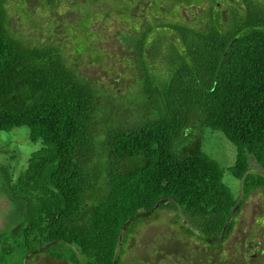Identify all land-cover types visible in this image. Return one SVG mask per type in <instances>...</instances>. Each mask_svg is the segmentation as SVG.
<instances>
[{"label":"trees","instance_id":"1","mask_svg":"<svg viewBox=\"0 0 264 264\" xmlns=\"http://www.w3.org/2000/svg\"><path fill=\"white\" fill-rule=\"evenodd\" d=\"M70 6L41 23L39 40H24L0 4V130L26 126L39 144L14 178L0 165L23 204L20 220L0 231V264L38 253L129 264V238L162 208L176 214L166 240L174 264L183 252L179 264H264V249L229 242L240 204L223 180L227 171L244 190L249 181L264 187V0ZM103 16L123 32L98 33ZM82 63L100 65L110 82L85 77ZM115 82L127 86L123 96ZM193 126L221 131L236 146L234 164L222 168L198 133L187 135Z\"/></svg>","mask_w":264,"mask_h":264},{"label":"rangeland","instance_id":"2","mask_svg":"<svg viewBox=\"0 0 264 264\" xmlns=\"http://www.w3.org/2000/svg\"><path fill=\"white\" fill-rule=\"evenodd\" d=\"M75 2L76 0H58L50 9L46 7L45 0H0L5 11L6 26L24 40H39L43 36V30L39 28L41 23L47 21V24L51 19L55 21L60 18L57 13L67 14L71 9L70 5ZM73 9L76 13L75 18L79 17L78 13L83 12L75 5ZM72 18H74L73 15L67 21L73 20ZM94 27L104 37L119 35L123 32V22L111 16H103L102 20L95 21ZM118 50L119 53L114 55H116L115 58L121 59L123 53L120 51V47ZM78 69L85 77L99 81L102 86L110 82L100 65L82 63L79 64ZM125 78L129 82V79ZM114 85L119 96H123L124 90L128 91L127 86L123 84L119 87L120 82H115ZM194 128L193 126L187 135L198 133L202 140L203 150L216 159L222 168L226 169L234 164L236 146L221 131L207 128L198 131ZM38 147V143L34 144L29 140L26 126L0 130V165L6 166L14 178L19 170L25 167L29 156ZM248 159L250 163L253 162L250 156ZM247 173L262 174L255 167H251ZM3 179L4 175L2 174L0 176V231L13 227L20 220L23 210V204L11 196ZM223 180L231 188L233 195L240 204L229 242L237 241L248 244L247 241H251L250 248L258 253L264 249V187L249 181L247 189L244 190L243 180L233 178L227 171L223 175ZM175 216L176 214L171 208H162L153 219H150L151 222L140 225L137 234L130 237L127 242L129 264H174L172 254L169 253L174 250L171 242H166V240L176 230L177 226L175 227L173 220H171ZM180 220L182 219L177 220L178 223ZM143 229L144 231H142ZM175 239L179 241L178 238L175 237ZM182 242L185 243L188 240L182 238ZM54 249L63 254L69 252L66 247ZM175 254H178L177 250ZM184 254L186 253L177 255L179 257H176L174 262L179 264V261H185ZM186 262L189 264V261ZM25 264H72V261L70 259H53L47 253H38L36 256H28Z\"/></svg>","mask_w":264,"mask_h":264},{"label":"flooded vegetation","instance_id":"3","mask_svg":"<svg viewBox=\"0 0 264 264\" xmlns=\"http://www.w3.org/2000/svg\"><path fill=\"white\" fill-rule=\"evenodd\" d=\"M235 220H236V218H235Z\"/></svg>","mask_w":264,"mask_h":264}]
</instances>
